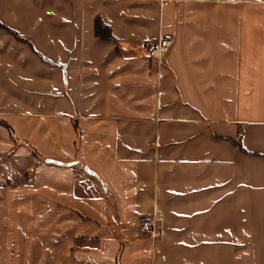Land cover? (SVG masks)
Segmentation results:
<instances>
[{
	"label": "crops",
	"instance_id": "obj_1",
	"mask_svg": "<svg viewBox=\"0 0 264 264\" xmlns=\"http://www.w3.org/2000/svg\"><path fill=\"white\" fill-rule=\"evenodd\" d=\"M0 264H264V0H0Z\"/></svg>",
	"mask_w": 264,
	"mask_h": 264
},
{
	"label": "built area",
	"instance_id": "obj_2",
	"mask_svg": "<svg viewBox=\"0 0 264 264\" xmlns=\"http://www.w3.org/2000/svg\"><path fill=\"white\" fill-rule=\"evenodd\" d=\"M170 0H161L162 4H167ZM172 45V39L168 36H161L156 40L147 43L146 51L150 57L161 58L164 56ZM141 234H149L152 238L158 235L156 223L154 219L142 220L136 231L135 237Z\"/></svg>",
	"mask_w": 264,
	"mask_h": 264
},
{
	"label": "trees",
	"instance_id": "obj_3",
	"mask_svg": "<svg viewBox=\"0 0 264 264\" xmlns=\"http://www.w3.org/2000/svg\"><path fill=\"white\" fill-rule=\"evenodd\" d=\"M95 35L102 39H110V32L108 27L100 20L96 19L94 22Z\"/></svg>",
	"mask_w": 264,
	"mask_h": 264
},
{
	"label": "rangeland",
	"instance_id": "obj_4",
	"mask_svg": "<svg viewBox=\"0 0 264 264\" xmlns=\"http://www.w3.org/2000/svg\"><path fill=\"white\" fill-rule=\"evenodd\" d=\"M136 231V230H135ZM142 235H144V234H141L140 236H142ZM149 235V234H148ZM140 236H138V237H140ZM134 237H135V232H134ZM138 237H135V238H138Z\"/></svg>",
	"mask_w": 264,
	"mask_h": 264
}]
</instances>
